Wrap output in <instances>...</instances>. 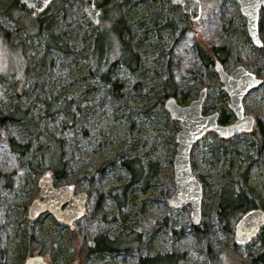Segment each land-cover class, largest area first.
<instances>
[{"label":"rangeland","instance_id":"obj_1","mask_svg":"<svg viewBox=\"0 0 264 264\" xmlns=\"http://www.w3.org/2000/svg\"><path fill=\"white\" fill-rule=\"evenodd\" d=\"M199 1L201 15L191 20L171 0H94L100 10L94 24L83 0H52L41 12L21 4L26 13L13 0H0V114L16 117L0 120V264H24L33 255L46 264H139L140 256L164 253L178 254V264H263L248 260L264 251V231L247 245L235 244L217 204L219 183L230 178L264 209V145L257 143L255 126L230 138L208 131L192 148V172L203 188L196 228L190 204L167 202L175 190L181 125L165 108L166 99L187 105L205 89L202 114L218 112L220 123L235 120L216 60L204 64L198 43L225 48L227 72L242 65L263 79L242 104L264 125V51L251 41L236 0ZM115 4L119 14L110 9L105 17L103 10ZM118 15L120 40L111 28ZM30 17L40 19L39 28ZM99 29L102 57L92 60L83 54L94 47ZM258 30L264 48V8ZM48 33L62 40L66 52L46 47ZM123 43L133 67L117 58ZM168 82L173 95L167 97ZM46 135L60 146V177L44 173L41 155L52 147ZM12 141L27 150H15ZM130 158L137 161L129 162L134 174L122 164ZM45 175L56 187L86 193L84 213L71 223L48 211L29 217ZM123 185V198L114 197ZM132 232L134 249L108 254L82 248L99 234L112 239Z\"/></svg>","mask_w":264,"mask_h":264},{"label":"water","instance_id":"obj_2","mask_svg":"<svg viewBox=\"0 0 264 264\" xmlns=\"http://www.w3.org/2000/svg\"><path fill=\"white\" fill-rule=\"evenodd\" d=\"M52 0H19V3L27 9L37 12L43 11ZM240 12L246 18L247 32L256 47L262 46L259 37L258 19L259 12L264 8V0H236ZM85 13L97 24L100 10L95 7L94 0H83ZM173 4L180 5L191 20H196L201 15L199 0H171ZM214 68L218 73L222 88L229 95V108L235 115V120L230 123H220L218 112L202 114V103L206 95L205 89L200 91L197 99L187 105L177 103L175 97L166 99L165 108L170 115L178 119L181 125L176 133L177 148L173 160V180L175 190L167 202L172 207H181L186 204L191 206V219L193 225L200 222L203 188L200 181L192 172L190 153L195 144L208 131H215L221 138H230L241 132L250 131L255 124V118L244 113L242 99L244 96L263 83L261 77L248 71L242 65H236L227 72L222 63L215 61ZM39 193L41 199L32 202L29 208V217L35 218L48 211L60 222L71 223L84 213L86 193L74 192L66 185L54 186L49 177L39 181ZM264 226V209L255 207L245 213L235 224L233 230L234 243L247 245L256 236L260 228ZM24 264H46L42 257L33 255L26 259Z\"/></svg>","mask_w":264,"mask_h":264},{"label":"trees","instance_id":"obj_3","mask_svg":"<svg viewBox=\"0 0 264 264\" xmlns=\"http://www.w3.org/2000/svg\"><path fill=\"white\" fill-rule=\"evenodd\" d=\"M10 4H12V6H14V8L20 13L23 12L26 13V11H23L22 6L18 0H13V2H11ZM110 9L115 11L116 14H119V4H115L103 10L105 17L107 15L108 10ZM30 18L32 19V25L39 28L41 24L40 19L39 18L36 19L32 17ZM12 19L14 20V22H17V18H14L12 16ZM115 24L117 28H113ZM111 28L114 32V33L112 32L114 34V37L116 39L119 38L118 40H120L124 25L119 15L117 16V21L111 24ZM26 29H27L26 32H28L27 27ZM167 31L169 32L170 36H172L175 31V26L173 27V25L171 24V27H169ZM4 34L6 35L7 33L4 32ZM101 34L102 33L99 29L94 41V47L90 51L84 52L83 56L91 57L92 60L94 59L96 60L97 58L100 59L102 57L101 52L99 50L101 47L103 48ZM197 45H198V54L204 64L211 65L214 63L215 60H219L221 63L225 61V58L227 56V52L225 51V48L211 47L209 49H206L199 43ZM46 47L55 48L66 52V48L62 40H60V38L53 33H48V38L46 40ZM120 48H119L120 54L119 56H117V58L120 61L124 62L129 67H133V65L130 63L131 54L128 43H123L120 46ZM260 49L264 51V48L260 47ZM124 51L129 53L130 55L129 59L126 57V54L124 55ZM168 83L169 84H167L168 87L165 88V95H164L167 97L169 95H173V88L170 89L172 84L170 82ZM14 114L15 113L13 112L0 114V120H4V119L15 120L16 117L14 116ZM254 126L256 131L257 143L259 146H262L264 145V125L260 120L255 119ZM43 139L45 140L46 143H50L52 146L50 151L45 152L41 155L42 163L45 168L44 173L50 174L54 177H60L61 174L63 173L64 164L61 161V150L58 141L54 140V138L52 139L50 135L44 136ZM12 147L20 152L27 150L26 144L25 145L19 144L13 141H12ZM47 159H52L51 162L54 163L53 164L48 163ZM130 161H136V159H131V158L124 159L122 161V164L134 174L136 170L133 166L129 165ZM137 167L138 166H136V168ZM45 176L49 177V175H45ZM126 187L127 185H123L121 189L118 191L115 189L114 191H112V195L114 197L123 198ZM217 204H218V217L224 221V227L228 231L234 230L235 224L240 219V217H242L245 213H247L249 210L255 207H259L252 198H249V196L245 194L242 190L237 189L235 181L230 178H224L220 181L219 199ZM195 226L196 225H194V228H196ZM260 231H264V226L260 228ZM137 244H138L137 238L135 236L133 237V232L126 234L124 236L114 237L112 239L109 238L107 235L99 234L93 238L91 245H87L86 242H83L82 248L86 253L111 254L120 251H127L129 249H134L137 247ZM178 260H179V255L176 253H164V254H154L151 256H140L138 259L139 264H178ZM252 262H258L264 264V251L258 253L256 256L248 260V263H252Z\"/></svg>","mask_w":264,"mask_h":264}]
</instances>
